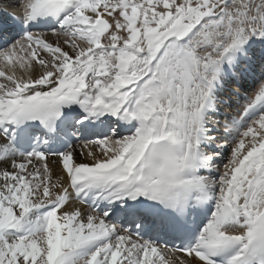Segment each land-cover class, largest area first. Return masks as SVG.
Returning a JSON list of instances; mask_svg holds the SVG:
<instances>
[{
  "label": "snow or ice",
  "instance_id": "6c2138e0",
  "mask_svg": "<svg viewBox=\"0 0 264 264\" xmlns=\"http://www.w3.org/2000/svg\"><path fill=\"white\" fill-rule=\"evenodd\" d=\"M0 264H264V0H0Z\"/></svg>",
  "mask_w": 264,
  "mask_h": 264
},
{
  "label": "bare ground",
  "instance_id": "6f19581e",
  "mask_svg": "<svg viewBox=\"0 0 264 264\" xmlns=\"http://www.w3.org/2000/svg\"><path fill=\"white\" fill-rule=\"evenodd\" d=\"M9 12H18L19 9L18 8H15V7H10L7 9ZM238 98H235V100H237ZM242 100V99H240ZM239 105V104H238ZM53 167H55L56 171L58 172L59 171V166L58 165H54Z\"/></svg>",
  "mask_w": 264,
  "mask_h": 264
},
{
  "label": "rangeland",
  "instance_id": "374dc122",
  "mask_svg": "<svg viewBox=\"0 0 264 264\" xmlns=\"http://www.w3.org/2000/svg\"><path fill=\"white\" fill-rule=\"evenodd\" d=\"M251 86H252L251 87V91H253L256 85L253 84ZM251 91H250V89L249 90L247 89V92H248L247 94L250 95L251 94ZM233 109H234V107H233Z\"/></svg>",
  "mask_w": 264,
  "mask_h": 264
}]
</instances>
